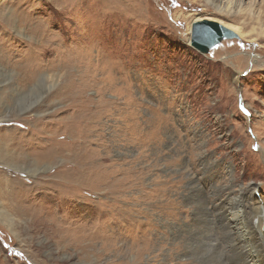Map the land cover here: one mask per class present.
Segmentation results:
<instances>
[{
	"label": "rangeland",
	"instance_id": "obj_1",
	"mask_svg": "<svg viewBox=\"0 0 264 264\" xmlns=\"http://www.w3.org/2000/svg\"><path fill=\"white\" fill-rule=\"evenodd\" d=\"M195 18L227 21L205 0H0V264H130L135 250L106 238L113 224L131 245L147 231L167 249L191 174L205 184L224 164L219 184L232 176L264 198V38L201 52L189 43ZM52 136L60 155L33 154ZM153 249L134 264H156Z\"/></svg>",
	"mask_w": 264,
	"mask_h": 264
},
{
	"label": "bare ground",
	"instance_id": "obj_2",
	"mask_svg": "<svg viewBox=\"0 0 264 264\" xmlns=\"http://www.w3.org/2000/svg\"><path fill=\"white\" fill-rule=\"evenodd\" d=\"M205 1L208 4L215 6L219 13H222L227 20L226 22L219 21L217 23L232 30L237 34V36L245 37L246 34L249 33L254 35L253 40L258 37L264 38V23L260 21V16L264 15V0H262L260 11H258L255 15L253 9L254 0H249L246 4H244L245 0H226L225 3H222L223 0ZM242 15L250 17V20L260 22L259 26H251L248 31H245L244 26L239 22ZM200 19L202 18H195L191 25H188V31L190 30V33L192 24L194 22L202 21ZM203 20H207V18H203ZM210 20L212 21V19ZM214 21L216 22V20ZM17 77L19 78L21 76ZM45 81L46 76L44 74L37 80V82L42 83ZM55 91L56 94L60 95V87L56 88ZM54 135L57 136V134ZM9 139L12 141L13 145L20 144L19 141H14L12 136H10ZM49 141L52 143L50 142L47 144V140V142L43 143V146L40 147L41 149L38 151L36 148V151L33 152V154L49 159L60 155V145L57 143V138L52 136ZM0 143L2 145L1 139ZM20 146H18V148ZM19 153L22 154V151ZM1 154L6 155L3 153V148L0 150V155ZM74 163L79 164L80 162L77 160ZM200 164H203V162ZM43 165L45 164H41V166ZM48 166L49 165L45 167ZM228 166V164L221 166L225 170V175L217 174L210 177V179H206L205 184L200 182L198 173L191 174L189 185L187 184L189 187L185 192L183 199V201L187 204L188 212L184 220L179 218L176 213V219H174L175 221L168 225V235L164 238L169 240L166 242L169 248L167 247V249H163L161 245H157L158 242L153 241L147 231L143 233L147 236L145 241H143L144 238L142 239V235H137L138 238H136V241L132 242L131 245L127 240L125 241L126 238H124L123 235L125 231H119L121 229V225L118 227L112 222L113 225H109L110 227L107 229L108 235L106 234V238L109 240L112 250H116L118 248V252L122 254L135 250V260L132 258V260H130L132 261L130 264L139 263L142 260L140 254L150 250V248L153 249L154 247L155 249H153V251H160L158 255L154 256L156 264H166L165 260L171 261L170 264H264V198L258 193L256 187L252 186V184H246L238 187L234 177L232 176L231 178H226L228 185L219 184L218 182L220 179L228 176ZM202 171L203 175L206 171H208V167L203 165ZM5 180V177L0 180V188L5 185ZM48 181L51 185L46 184V186L48 185L50 188L51 186H54L55 183H58L60 186V171L55 170L52 178ZM41 185L43 184H40V186ZM228 186H237V190L227 191ZM52 191L53 192H51V194L56 195V192H54L57 191L56 188H54V190L52 189ZM159 194L160 190L158 192V195ZM171 202L174 203V200H171ZM19 212H23L22 208ZM32 213L37 214V211H33ZM0 214L6 219L10 216L2 210ZM41 216L42 215L40 214L34 218L32 233L33 231H38L37 229L39 228L35 226V223L41 220ZM159 216L158 221H160L159 224L161 225H159V227H161V229H165V225L161 223L163 219L159 218ZM124 219H126V217ZM47 223L51 225L48 226V228L55 226L56 231L60 230V220H56L55 222L53 218H49L47 219ZM133 224L137 226L136 223ZM134 225L133 228H137ZM140 225L143 226L144 223L141 222L138 226ZM105 226L106 225H104V227ZM100 228H98V230ZM74 232L75 231H73V234ZM56 235L58 237L55 242L60 245V235ZM87 245H89V243H87ZM80 248L82 252L86 250V246H80ZM168 250L170 253H168ZM157 257L158 261H156ZM148 261L147 263H149ZM109 264L112 263L110 262ZM115 264L125 263L120 262Z\"/></svg>",
	"mask_w": 264,
	"mask_h": 264
},
{
	"label": "water",
	"instance_id": "obj_3",
	"mask_svg": "<svg viewBox=\"0 0 264 264\" xmlns=\"http://www.w3.org/2000/svg\"><path fill=\"white\" fill-rule=\"evenodd\" d=\"M232 37H237V34L232 30L215 21L202 20L192 24L189 43L197 50L206 52L223 38ZM239 101L241 102L240 98Z\"/></svg>",
	"mask_w": 264,
	"mask_h": 264
}]
</instances>
